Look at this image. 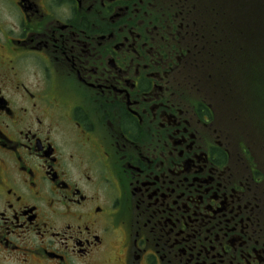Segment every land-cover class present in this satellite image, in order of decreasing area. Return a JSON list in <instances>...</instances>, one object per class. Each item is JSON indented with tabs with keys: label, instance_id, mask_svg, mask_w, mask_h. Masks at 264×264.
Instances as JSON below:
<instances>
[{
	"label": "flooded vegetation",
	"instance_id": "1",
	"mask_svg": "<svg viewBox=\"0 0 264 264\" xmlns=\"http://www.w3.org/2000/svg\"><path fill=\"white\" fill-rule=\"evenodd\" d=\"M231 2L0 0V264H264Z\"/></svg>",
	"mask_w": 264,
	"mask_h": 264
},
{
	"label": "trees",
	"instance_id": "2",
	"mask_svg": "<svg viewBox=\"0 0 264 264\" xmlns=\"http://www.w3.org/2000/svg\"><path fill=\"white\" fill-rule=\"evenodd\" d=\"M227 1H232L231 4L233 8L229 17H233V31L237 32L242 28L241 32L239 33L241 43L239 45L236 44L235 47L241 51L242 49L249 50L246 53L247 60L250 63L251 70L254 71L253 73L258 75L260 71V68H258L260 67L259 56L261 55V49H263L259 36H261L262 27H264V0ZM248 36L251 37V41H249L250 46L245 40V38ZM242 41L245 43H242ZM258 49L259 52L256 51Z\"/></svg>",
	"mask_w": 264,
	"mask_h": 264
}]
</instances>
